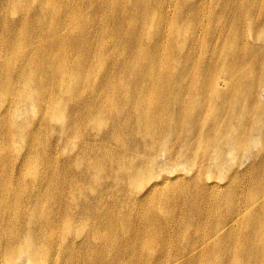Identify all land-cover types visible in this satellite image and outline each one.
<instances>
[{
  "label": "rangeland",
  "instance_id": "rangeland-1",
  "mask_svg": "<svg viewBox=\"0 0 264 264\" xmlns=\"http://www.w3.org/2000/svg\"><path fill=\"white\" fill-rule=\"evenodd\" d=\"M96 1L83 4L89 7ZM77 3L58 0L61 17ZM0 8L5 9L1 1ZM103 11L105 7L97 10L94 22L89 21V43L75 41L78 37L53 50L30 46L22 59L15 57L20 50L15 49L9 51L7 65L0 67L1 78L13 85L0 98V264H137V246L125 251L118 238L137 235V220H152L150 210L226 215L235 205L243 209L250 196L257 197L264 189L258 177L261 167L264 170L258 162L262 146L251 139L237 143L238 133L225 131L224 126L212 128L210 108L199 113L193 126L191 116L180 130L182 106L174 105L165 88H158L166 105L161 109L153 97L140 101L137 90L129 89L126 95L120 86L117 94L127 109L113 115L106 112L108 81L124 80V58L137 59V74L129 87L137 83L138 89L141 63L152 79L147 75L140 86H157L153 76L157 67L150 65L152 51L145 46L146 34L141 56L131 46L139 24L135 23L136 32L116 39L115 44L112 30L116 26L112 21L107 26L108 19L102 23ZM172 16L170 12L159 23L169 22ZM43 18L46 35L42 38L47 41L52 19ZM0 22V29H13L17 40L25 34L17 16L5 14ZM133 27L124 24V28ZM70 28L63 31L64 38L72 36ZM95 37L107 39L108 44L100 47ZM196 53L209 60L199 48ZM167 54L166 42L162 56ZM45 56L55 61L52 66L42 62ZM87 59L92 60L91 69L80 77L73 71ZM34 75L42 87L34 82ZM214 77L212 73L209 87ZM71 89L78 99L70 97ZM181 97L183 103L195 99L193 94ZM235 193L239 200L229 205ZM11 217L15 222L2 232ZM202 221L208 228L206 218ZM110 228L114 236L105 242Z\"/></svg>",
  "mask_w": 264,
  "mask_h": 264
},
{
  "label": "bare ground",
  "instance_id": "bare-ground-1",
  "mask_svg": "<svg viewBox=\"0 0 264 264\" xmlns=\"http://www.w3.org/2000/svg\"><path fill=\"white\" fill-rule=\"evenodd\" d=\"M0 1L1 5H5L4 10L0 8V19L5 14L17 16L20 31L25 33L17 40L13 29H0V67L7 65L11 54L9 51L14 53L15 49H20L15 57L22 59L25 48L30 46L53 50L67 43V39L78 37L81 38L74 40L89 43V21L94 22L97 10L105 7L106 12L100 15L102 23L108 19L107 26L111 21L116 26L112 30V42L116 44V39L136 32L137 22L138 36L134 33L136 38L131 46L136 47L141 56L145 50L142 43L146 34L145 46L147 51H152L150 65L157 67L153 75L157 86L154 83L140 86L147 75L152 79L151 73L141 63L138 89L137 83L129 87L133 74H137V59L128 62L124 58L121 63V77L124 80L110 78L108 81L106 112L109 115L127 109L117 94L120 86L124 87L126 95L130 93L129 89L137 90L140 101L144 96H150L155 106L165 109L166 105L160 100L163 93L160 89L163 87L173 96L174 105L182 106L180 130L189 121L193 126L199 113L210 108L209 125L212 128L224 126L225 131L238 133L235 138L237 143L244 144L250 139L256 141V145L262 146L258 162L264 165V0H97L89 7L83 4L86 0H79L75 6L64 11V17H61L56 5L58 0ZM46 11L50 14L47 15ZM170 12L173 13L171 20L159 23ZM46 16L52 20L48 40L44 41L42 37L46 35V29L43 17ZM124 24L135 27L127 29ZM169 24L173 27L169 28ZM69 25H72L75 33ZM67 28L71 29L72 36L64 38L63 31ZM95 40L100 47L108 44L107 39L98 41L95 37ZM170 40L176 43L175 47L170 46ZM166 42L170 54L162 56V44ZM197 48L208 53L209 60L199 56ZM33 58L30 59L31 63H34ZM58 60L62 61V53ZM42 62L52 66L55 61L45 56ZM91 62V59L85 60L73 72L82 77L83 73L90 71ZM212 73H215V77L209 87L207 83L212 80ZM33 80L41 86L36 75ZM186 81V85H183ZM0 83V98H4L13 85L2 79L1 75ZM43 91L45 93L44 87ZM210 92L211 97L208 98ZM182 93L193 94L195 99L183 103ZM69 95L78 99V94L72 89ZM191 116L194 118L190 119ZM214 141L216 144L220 142L218 137ZM220 148L224 150L222 146ZM258 175L264 183L262 167ZM252 184H257L256 180ZM230 200L229 205L238 201L239 195L235 193ZM149 215L152 220H137V235L118 238L125 251L137 246V264H264V189L257 197L250 196L243 209L235 205V210H230L226 215L214 216L204 210L191 215L159 208L150 210ZM202 218H206L208 228H205ZM15 220V217H11L2 232ZM113 236L110 228L105 242ZM31 244L29 240V246Z\"/></svg>",
  "mask_w": 264,
  "mask_h": 264
}]
</instances>
